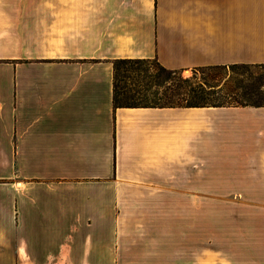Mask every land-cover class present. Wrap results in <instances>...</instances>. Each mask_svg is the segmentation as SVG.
<instances>
[{
	"label": "crops",
	"instance_id": "crops-1",
	"mask_svg": "<svg viewBox=\"0 0 264 264\" xmlns=\"http://www.w3.org/2000/svg\"><path fill=\"white\" fill-rule=\"evenodd\" d=\"M117 60L264 65V0H0V264H264V106L114 108Z\"/></svg>",
	"mask_w": 264,
	"mask_h": 264
},
{
	"label": "trees",
	"instance_id": "trees-1",
	"mask_svg": "<svg viewBox=\"0 0 264 264\" xmlns=\"http://www.w3.org/2000/svg\"><path fill=\"white\" fill-rule=\"evenodd\" d=\"M148 61L150 60H117L113 63L114 108L264 106V80L261 74L264 65L262 64L202 67L193 69L190 77H183L180 71L164 69L156 61L159 72L148 75L154 89L152 99H146L150 104L129 103L128 95L119 87L116 66L129 63L144 64ZM144 72L147 74V71ZM160 90H163L161 96H159Z\"/></svg>",
	"mask_w": 264,
	"mask_h": 264
},
{
	"label": "rangeland",
	"instance_id": "rangeland-1",
	"mask_svg": "<svg viewBox=\"0 0 264 264\" xmlns=\"http://www.w3.org/2000/svg\"><path fill=\"white\" fill-rule=\"evenodd\" d=\"M117 79L119 81V87L122 88V92H126L129 97L128 102L132 104H150V101L146 99H152V94L154 89L152 87L151 79L148 75L151 73L159 72V65L154 61L150 60L148 63L144 64H121L117 65ZM144 71H147L145 74ZM264 80V70L261 71ZM144 76H147L144 78ZM183 77H190L191 72L188 75L182 74ZM163 90H160V95ZM148 101V102H146ZM162 104V103H159ZM163 246V245H162ZM153 253V252H152ZM150 253L142 254L147 255ZM156 257V259H125L119 261V264H164V252L162 250H157L155 253L151 254ZM118 261L110 260L109 264H117Z\"/></svg>",
	"mask_w": 264,
	"mask_h": 264
}]
</instances>
